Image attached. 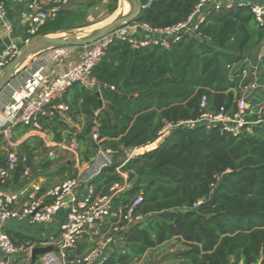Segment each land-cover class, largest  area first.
Returning a JSON list of instances; mask_svg holds the SVG:
<instances>
[{
  "label": "trees",
  "instance_id": "trees-1",
  "mask_svg": "<svg viewBox=\"0 0 264 264\" xmlns=\"http://www.w3.org/2000/svg\"><path fill=\"white\" fill-rule=\"evenodd\" d=\"M111 1L109 14L117 9L118 0ZM199 1L156 0L135 22L168 27L185 20ZM81 16L65 8L37 34L75 29L56 25ZM263 44L264 26L249 7L222 8L206 15L198 36L167 49L114 42L90 73L97 86L88 90L74 84L63 93L66 118L81 127L76 134L80 162H88L99 147L113 152L111 164L90 181L92 196H106L113 184L123 183L117 169L127 176V187L111 200L117 216L102 232L137 196L142 199L135 210L141 220L118 234L119 243L101 264H138L170 242L181 248H170L161 260L167 264H264V55L258 59ZM202 97L204 109L199 106ZM242 97L248 106L246 124L237 135L218 126L187 124L203 113L232 116ZM41 123L54 141L76 131L57 114ZM95 125L98 145L91 140ZM167 126L157 148L124 161L125 152L152 144ZM17 131L20 136L26 129ZM40 146L37 137H30L21 143L18 155L32 160ZM4 155L0 149V165ZM54 165L41 166L50 176H76L72 161L57 169ZM22 171L19 164L10 182L17 183ZM12 237L16 243L25 239L17 233ZM92 237L84 236L70 257L92 249L98 239Z\"/></svg>",
  "mask_w": 264,
  "mask_h": 264
},
{
  "label": "built area",
  "instance_id": "built-area-1",
  "mask_svg": "<svg viewBox=\"0 0 264 264\" xmlns=\"http://www.w3.org/2000/svg\"><path fill=\"white\" fill-rule=\"evenodd\" d=\"M0 0V20L7 32H11L6 24V3ZM25 3L24 32L26 40L38 33L46 22L55 19L61 10L65 9L71 0H20ZM156 0H146L143 8ZM249 7L257 23L264 26V0H200L191 13L183 21L174 25L158 28L147 23L132 22L122 25L101 39L87 46L76 48L78 60L70 63L50 81L38 79L34 85L33 95L22 98L16 107L0 110V149L5 151L3 165H0V264H101L112 246L118 244L120 232L129 225L141 220L135 210L141 203L137 196L126 209L118 215L116 223L102 232L103 226L110 218L117 215L111 210V200L127 187V176L117 172L123 179L122 184H113L108 194L103 197H93L90 181L97 175L92 170L94 161L103 155L111 156L113 152L98 148L96 155L88 162L81 163L78 157V142L76 134L79 130L61 141H54L49 129L41 123L42 118L52 119L56 114L68 121L66 113L68 106L61 101L63 93L74 84H80L91 90L97 86L90 73L105 56L108 47L114 42H127L133 48L158 46L167 49L171 44L182 39L198 36L199 26L204 22L209 12H217L222 8ZM25 40V41H26ZM24 41V42H25ZM16 45H10L0 58V70L17 53ZM264 55V44L261 46L258 59ZM256 68L252 67V76ZM243 76L247 72L243 71ZM255 85H250L253 88ZM110 89H113L110 87ZM200 109L206 106V98L202 97ZM237 111L232 116L223 113H203L188 125L204 124L208 127L218 126L221 131L233 135L240 133L246 122L245 111L248 108L244 97L236 104ZM260 122V121H259ZM26 129L19 136L17 129ZM96 125L91 133V140L100 143ZM169 126L161 134L166 135ZM17 135V139L13 136ZM161 135V136H162ZM30 137H37L41 146L32 160L25 155H18V148ZM1 142L3 144H1ZM132 156L133 152H127ZM73 162L76 176L67 178L56 184L45 186V174L40 164L62 161L65 158ZM23 165L21 179L17 183L10 182L16 167ZM111 161L102 167L109 166ZM65 213V222L58 224L59 216ZM125 225L120 227L119 222ZM17 233L24 240L16 243L12 235ZM84 236L100 238L92 249L81 255L70 257ZM93 238V237H92ZM52 249L38 255L31 262L32 251L37 248Z\"/></svg>",
  "mask_w": 264,
  "mask_h": 264
},
{
  "label": "crops",
  "instance_id": "crops-1",
  "mask_svg": "<svg viewBox=\"0 0 264 264\" xmlns=\"http://www.w3.org/2000/svg\"><path fill=\"white\" fill-rule=\"evenodd\" d=\"M6 9V24L10 27L11 32H7L6 28L4 27V24L0 20V58L4 55L5 50L10 45L13 44L18 46V44L23 42L24 38L26 37L23 23V21L25 20L24 16L26 12L25 3L20 0H9L6 3ZM72 49H70V51L48 50L27 59L19 69L17 75L12 80V82L0 93V110L2 109L4 111L6 109L18 106L20 102H22V98H27L29 96L31 97L36 91H33V89L35 88L34 85L36 84L38 79L43 78L44 81H50L63 69H65L68 64L77 61L78 50H76V48ZM71 51L76 52V54H71ZM67 123H69V120L67 121ZM76 128L78 130L79 125ZM164 137L165 135H162L152 144H149L142 148L130 150L133 152V155L131 157L127 155V152L129 151L125 152L124 161L136 155H140L144 152L157 148L163 141ZM17 138V135L13 136V139ZM113 157V154L109 157L106 155L97 157L94 161L95 164L92 167L94 173H99V171L103 168L102 166L105 165V162H107L108 160L112 162ZM63 161L70 160H68L66 157L62 161H57L52 164H60ZM41 165L42 164H40V166ZM40 168L42 169V166ZM42 171L46 173L44 183L45 186L56 185L55 183H53V176L58 177L61 174L57 173L53 176H50L49 171H44L43 169ZM63 222H65L64 212H62V214L59 216L58 224H62ZM168 244L164 246H167Z\"/></svg>",
  "mask_w": 264,
  "mask_h": 264
},
{
  "label": "water",
  "instance_id": "water-1",
  "mask_svg": "<svg viewBox=\"0 0 264 264\" xmlns=\"http://www.w3.org/2000/svg\"><path fill=\"white\" fill-rule=\"evenodd\" d=\"M130 4V11L126 16L117 17L109 24L99 27L95 30L82 33L81 30H87L86 28H75L70 30H59L47 33L36 34L26 40L19 48L16 55L6 63V65L0 70V93L12 82L17 75L19 69L24 62L40 54L41 52L48 50H56L60 48H81L95 41L101 39L105 35L109 34L113 30L121 27L122 25L130 24L137 20L143 4L141 0H125ZM119 2V0H118ZM117 2V4H118ZM118 6V5H117ZM77 29V30H76ZM56 32H74L80 33V37L72 39H64L60 37H53ZM99 97V94L96 93ZM98 105L101 106V100L98 98ZM52 248H37L32 251L31 262H34L38 255H42Z\"/></svg>",
  "mask_w": 264,
  "mask_h": 264
},
{
  "label": "rangeland",
  "instance_id": "rangeland-1",
  "mask_svg": "<svg viewBox=\"0 0 264 264\" xmlns=\"http://www.w3.org/2000/svg\"><path fill=\"white\" fill-rule=\"evenodd\" d=\"M69 6H67L66 8L69 11H73V12H78L81 13V20L78 21H64V19H61L60 23L58 25H56V27H79V26H83L82 28H86L87 30H81L82 33H86L92 30H95L99 27H101L106 20H108L113 14H109L108 10L110 8V6L112 5V1L111 0H71V2L68 4ZM118 5V4H117ZM116 5V8H117ZM125 12V11H124ZM123 12V14H124ZM122 16V14L120 15ZM120 16H116L114 19H116L117 17ZM113 20V19H112ZM78 29V28H77ZM76 29V30H77ZM56 34H61V32H57ZM80 35V33H76V36ZM24 42H21L20 44H18L17 48H19ZM70 49L72 48H60V49H56L59 51H70ZM73 50V49H72ZM71 54H76V52L71 51ZM69 126L71 128H75L78 126V124L73 125L71 123H68ZM81 127L79 125V131H80ZM68 159V158H67ZM63 163L60 164H56L54 165V169L60 168L63 166ZM57 178V179H56ZM66 178H68V175L64 172L63 174H61L58 177H54L53 176V183L57 184L63 180H65ZM100 238L97 239V241ZM97 241H95L94 243H96ZM170 245V246H169ZM168 246H164L161 247L159 249H155L152 252H149L146 254V256L138 263V264H167L165 261L162 262L163 258H165L166 255H168L170 253V248L173 246L175 249H179L181 248L179 245L175 244L174 242H171ZM162 260V261H161ZM162 262V263H160Z\"/></svg>",
  "mask_w": 264,
  "mask_h": 264
},
{
  "label": "bare ground",
  "instance_id": "bare-ground-1",
  "mask_svg": "<svg viewBox=\"0 0 264 264\" xmlns=\"http://www.w3.org/2000/svg\"><path fill=\"white\" fill-rule=\"evenodd\" d=\"M129 11H130V4L125 0H119L116 11L108 20L105 21V23L102 26H105V25L109 24L110 22H112L113 20H115L114 18L116 16H120L121 14H122V16H126L129 13ZM123 12H124V14H123ZM80 36L81 35L76 36V33H74V32H61V34H56V33L53 34V37H60V38H64V39H72V38H77Z\"/></svg>",
  "mask_w": 264,
  "mask_h": 264
}]
</instances>
